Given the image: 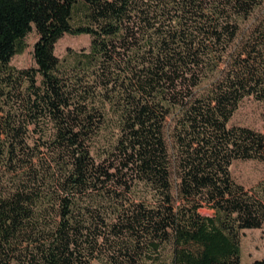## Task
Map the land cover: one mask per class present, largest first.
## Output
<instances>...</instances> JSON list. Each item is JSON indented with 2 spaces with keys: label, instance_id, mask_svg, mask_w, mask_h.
<instances>
[{
  "label": "trees",
  "instance_id": "16d2710c",
  "mask_svg": "<svg viewBox=\"0 0 264 264\" xmlns=\"http://www.w3.org/2000/svg\"><path fill=\"white\" fill-rule=\"evenodd\" d=\"M33 30L36 66L15 68ZM66 33L91 43L64 68ZM247 96L264 0H0V264H241L264 222L230 170L264 161V124L229 125Z\"/></svg>",
  "mask_w": 264,
  "mask_h": 264
},
{
  "label": "rangeland",
  "instance_id": "374dc122",
  "mask_svg": "<svg viewBox=\"0 0 264 264\" xmlns=\"http://www.w3.org/2000/svg\"><path fill=\"white\" fill-rule=\"evenodd\" d=\"M83 8L78 7L73 15V23H84ZM38 38L35 30L31 31L24 39L25 48L11 59L10 64L15 68H31L36 66L33 56L34 43ZM91 36L89 34H64L55 44L54 52L62 61L64 68L72 66L75 54L90 48ZM107 126L102 129L93 143V154L98 155L101 148L108 140L113 139L117 132V118L110 116ZM264 124V101L254 96L245 97L232 115L229 125H244L255 129H262ZM231 173L235 181L246 188H252L264 200V161L259 160H235L231 167ZM204 214H212L213 211L202 208ZM241 264H250L253 260L264 257V222L259 228L244 229L240 236ZM170 248L165 250L169 254ZM169 257V256H168ZM170 260V259H169Z\"/></svg>",
  "mask_w": 264,
  "mask_h": 264
}]
</instances>
